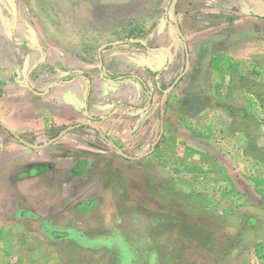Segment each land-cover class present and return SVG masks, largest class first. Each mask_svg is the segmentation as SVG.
<instances>
[{
	"label": "rangeland",
	"instance_id": "374dc122",
	"mask_svg": "<svg viewBox=\"0 0 264 264\" xmlns=\"http://www.w3.org/2000/svg\"><path fill=\"white\" fill-rule=\"evenodd\" d=\"M170 1L0 0V93L13 71L24 79L28 54L35 79L52 83L74 74L63 69L74 53L93 58L136 39L155 48L160 24L169 29L165 68L147 54L162 74L151 148L137 159L121 146L91 158L69 205L43 221L7 215L0 264H264V18L212 32L207 14L185 20L207 0H179L182 41L165 16Z\"/></svg>",
	"mask_w": 264,
	"mask_h": 264
},
{
	"label": "crops",
	"instance_id": "0c3cea01",
	"mask_svg": "<svg viewBox=\"0 0 264 264\" xmlns=\"http://www.w3.org/2000/svg\"><path fill=\"white\" fill-rule=\"evenodd\" d=\"M207 1L208 12L202 8L194 16L188 8L185 20L191 22L207 14L205 18L213 21L208 23V31L213 32L223 26L233 29L242 21L258 22L264 18L258 16L264 9L259 0H249L253 4L250 13L243 6L245 0ZM220 1L224 3L223 10L219 8ZM181 16L177 13L182 25L185 16ZM165 30L169 32L167 22L159 26V45L155 48H150L146 39H136L130 41L141 45L122 48L125 45L114 46L118 42H110L112 47L100 49L93 58L70 55L63 67L64 72L74 73L69 79L38 81L32 74L37 59L28 54L23 68L29 69L24 79L18 77L16 70L3 80L0 223L8 220L7 215H13L15 221H43L69 205L76 175L86 174L99 153H110L119 146L130 147L137 157L147 153L154 127L159 125L155 96L160 89L159 78L162 81V74L158 78L155 68L147 63V54L154 51L160 58L163 56L159 69L165 68ZM86 160L89 165L82 171Z\"/></svg>",
	"mask_w": 264,
	"mask_h": 264
},
{
	"label": "water",
	"instance_id": "95a60500",
	"mask_svg": "<svg viewBox=\"0 0 264 264\" xmlns=\"http://www.w3.org/2000/svg\"><path fill=\"white\" fill-rule=\"evenodd\" d=\"M178 1H179V0H171V1H170L169 7H168V9H167V16H168V18H169L171 21H173V22L175 23V29H176L177 33H178V34L182 37V39L184 40V36H183V35L181 34V32H180L179 26H178V24H177V19H176V16H175V9H176V5H177ZM259 2H260V4H261V5L263 6V8H264V0H259ZM184 48H185V50L187 49V45H186L185 42H184ZM188 67H189V55H188V53L186 52V66H185L184 72L187 71ZM179 78H180V76L177 77V79L174 81V83H175L176 81H178ZM174 83H173L168 89L164 90V97L161 99V102H160V103H161V106H163V104H164V102H165V96L168 94V92L170 91V89L173 87ZM122 155H123L124 157H127V155L124 154V153H122ZM140 157H141V156L136 157V159H137V158H140Z\"/></svg>",
	"mask_w": 264,
	"mask_h": 264
},
{
	"label": "trees",
	"instance_id": "16d2710c",
	"mask_svg": "<svg viewBox=\"0 0 264 264\" xmlns=\"http://www.w3.org/2000/svg\"><path fill=\"white\" fill-rule=\"evenodd\" d=\"M263 11L261 12V13H259L258 14V16L259 17H264V9H262ZM166 19H167V21L172 25V26H175V23L173 22V21H171L169 18H168V16H167V13H166ZM177 36L179 37V39H181L182 41H183V39H182V37L177 33ZM125 44H127V45H129V46H139V45H141L140 43H138V42H134V41H130V40H128V41H125L124 42ZM113 45H109V46H107V47H112ZM184 52V61H186V50H185V48H184V44H183V49H182ZM71 77H73V75L71 76ZM71 77H68V79L69 78H71ZM63 80H65V79H63ZM160 88H161V85H160ZM158 123H159V127H161V125H162V115L159 113L158 114ZM159 134H161V132L159 131ZM159 145V140L158 141H156V144H155V147H157ZM154 147V148H155Z\"/></svg>",
	"mask_w": 264,
	"mask_h": 264
}]
</instances>
